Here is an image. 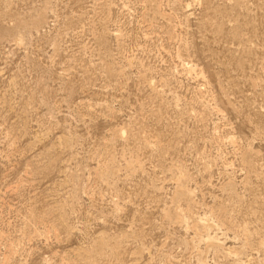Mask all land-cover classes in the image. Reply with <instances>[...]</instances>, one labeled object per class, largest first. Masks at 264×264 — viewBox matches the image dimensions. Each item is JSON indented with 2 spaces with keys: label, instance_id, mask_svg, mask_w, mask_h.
<instances>
[{
  "label": "rangeland",
  "instance_id": "374dc122",
  "mask_svg": "<svg viewBox=\"0 0 264 264\" xmlns=\"http://www.w3.org/2000/svg\"><path fill=\"white\" fill-rule=\"evenodd\" d=\"M0 264H264V0H0Z\"/></svg>",
  "mask_w": 264,
  "mask_h": 264
}]
</instances>
